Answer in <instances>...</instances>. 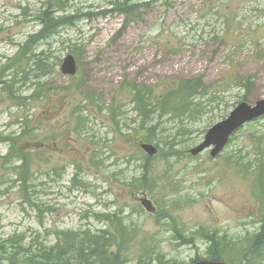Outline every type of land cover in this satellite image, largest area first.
<instances>
[{"label":"rangeland","instance_id":"1","mask_svg":"<svg viewBox=\"0 0 264 264\" xmlns=\"http://www.w3.org/2000/svg\"><path fill=\"white\" fill-rule=\"evenodd\" d=\"M46 2L0 0V80L26 65L18 44L41 28L35 17ZM130 2L138 8L127 9L125 0H62L63 15L79 17L34 45L49 58V75L32 62L17 77H26L15 87L19 102L0 85V240L20 239L30 251L51 248L62 230L107 229L118 263L159 250L164 264H183L199 252L210 257L208 234L216 232L224 259L246 264L248 240L264 226V119L238 130L216 158L189 149L245 95L252 103L264 97V0ZM70 53L74 76L61 72ZM191 78L206 87L192 94L197 118L162 117L157 109L144 123L154 130L141 128L134 87L162 99ZM141 141L158 153L148 157ZM18 150L30 159L24 185L14 168ZM146 167L154 184L139 189L135 178ZM144 193L161 214L145 210ZM95 213L117 214V224ZM179 234L193 243L175 239ZM263 241L253 240V250ZM256 261L264 264V249Z\"/></svg>","mask_w":264,"mask_h":264},{"label":"trees","instance_id":"2","mask_svg":"<svg viewBox=\"0 0 264 264\" xmlns=\"http://www.w3.org/2000/svg\"><path fill=\"white\" fill-rule=\"evenodd\" d=\"M48 7L53 9L51 5H48ZM50 9L38 12L35 19L39 24H41V28L37 32L30 34L24 43H19L20 49L17 55V58L21 63L24 60H26V64L33 61L40 70H42L44 65L43 57H41L44 52L35 53L34 45L39 40L54 33L60 26L72 24L79 17L78 14H64L56 16L55 12ZM8 75L9 73H6V76ZM0 82L7 84V81L0 80ZM205 89L206 87L201 78H191L180 81L176 88L171 89L162 99H158L154 96L151 90L134 87V102L138 106L140 115L143 117L141 128H147L148 134L151 133L156 125L146 127L144 123L146 121H152V115L157 109L170 110V106L174 108L175 111L173 113L175 115H184L186 112H190L191 117L194 119L197 118V112L191 107L193 105V101L191 99L196 94H192L196 92L201 93ZM9 94H11V97L21 98L20 94L17 93L13 87L9 90ZM21 95L28 98L23 94ZM27 127L28 120H25L23 122L21 134L25 135L28 133V130H25ZM149 138V135L145 137L146 140ZM16 157L22 160L21 165L18 166L20 174L18 180L20 184H23L22 181H26V173L30 169V159L25 152L21 150L17 151ZM263 173L264 171H262V174ZM143 174H145L148 178V182L145 184V187L147 186L152 189L150 182L154 184V179L152 178L148 167H146ZM260 179H262V175ZM108 217L109 215H106L105 218ZM111 246L112 244L106 234H84L82 239L74 238L68 243L66 255L58 264H73L69 260L75 259L76 255L83 259L84 264H96L97 262H100V264H109L112 253ZM48 251V248L39 247L38 245L33 250L25 251L20 239L6 238L0 243V259L8 258L11 264H46L49 260L46 258ZM220 256L221 252L218 248L211 252V258L213 260H219ZM114 261H118L117 257L114 258Z\"/></svg>","mask_w":264,"mask_h":264},{"label":"bare ground","instance_id":"3","mask_svg":"<svg viewBox=\"0 0 264 264\" xmlns=\"http://www.w3.org/2000/svg\"><path fill=\"white\" fill-rule=\"evenodd\" d=\"M62 0H47L46 4L42 7H40L41 11L45 9V7H48V5H51V7L53 9H50V7L46 8V9H50L53 10L55 12L56 16H61L63 15V13L68 9V7L66 5H61ZM125 4H126V8L129 9L131 8L132 11L136 10L138 8V3H131L130 0H125ZM45 56V54H42ZM46 57L48 58V56L46 55ZM31 61L29 64H26L24 67L16 70L14 73L6 76L4 79H2L3 81H7V84H5L4 82H0L1 87L6 90L7 92H9V90L13 87L17 86V83H21V82H26V77H22L20 79H18L17 77L22 74L25 75L28 73V70L31 69V66L34 64L35 68L37 70L38 66ZM43 68L41 71V76H47L49 75L50 72H48L49 68H50V61L48 58V61H46L45 58H43ZM23 69V70H22ZM48 72V73H47ZM40 76V75H39ZM37 76V77H39ZM21 81V82H20ZM10 82V84H9ZM242 102H246L248 104H251V100H249L248 96L245 95L243 97V99L241 101H239L237 103V105L241 104ZM136 108L138 109V106L136 105ZM170 110H158L160 116L164 117L167 116L169 114H174L173 112L175 111L174 108L172 106H170L169 108ZM119 112H116L114 114V117L116 118V114ZM118 122V120H117ZM235 133L232 135L231 139H233ZM174 136V135H173ZM264 171V168H263ZM26 182H28L31 179V167L30 169L27 171L26 173ZM148 182V178L147 176H145V174L139 175L135 178V183L136 186L139 187V189L145 187V184ZM96 214V213H95ZM98 214V213H97ZM264 235V226L253 236L248 240V244H249V250H250V256L248 258V261L246 264H258L256 261V257H259L260 259L262 258L263 255V249H264V241L256 246L255 250H253L252 247V241H258L260 239L263 238ZM84 237V234L82 231H74V230H62L60 231V234L58 236V239L56 240V242L51 246V248H49V251L46 255V258H48V262L46 264H58L66 255V248L68 243L74 239H82ZM208 237L210 239V245H209V252H213L218 244L223 240V237L218 235L216 232H210L208 234ZM6 239V238H5ZM5 239H1L0 243L3 242V240ZM175 239L180 240L181 242H185V244H192L194 237H188V236H183V235H177L175 237ZM201 252H199L197 254V257H195L197 260H203L205 257L201 256ZM163 263V255L162 253L157 250L156 253L154 255H149V252L146 251L145 254L135 263V264H162ZM0 264H11L8 258H3L0 259Z\"/></svg>","mask_w":264,"mask_h":264},{"label":"water","instance_id":"4","mask_svg":"<svg viewBox=\"0 0 264 264\" xmlns=\"http://www.w3.org/2000/svg\"><path fill=\"white\" fill-rule=\"evenodd\" d=\"M62 70L66 74H75L77 71L76 60L73 55H68L62 65ZM264 115V98L257 101L255 105L242 102L237 105L225 119L215 123L208 129L203 140L190 150L193 155H198L207 148L212 147L211 155L219 154L229 143L232 135L246 123L255 120ZM141 147L146 150L149 155L157 153V149L153 144L143 143ZM143 204L149 210L155 211L156 207L148 198L142 200ZM192 264H231L223 261L200 260Z\"/></svg>","mask_w":264,"mask_h":264},{"label":"flooded vegetation","instance_id":"5","mask_svg":"<svg viewBox=\"0 0 264 264\" xmlns=\"http://www.w3.org/2000/svg\"><path fill=\"white\" fill-rule=\"evenodd\" d=\"M117 264H121V262L120 263H117ZM162 264H164V263H162Z\"/></svg>","mask_w":264,"mask_h":264}]
</instances>
